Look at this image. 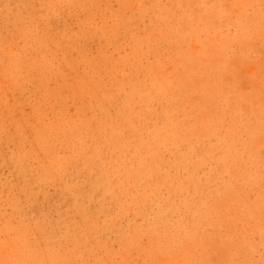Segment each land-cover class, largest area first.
Returning <instances> with one entry per match:
<instances>
[{
  "label": "rangeland",
  "instance_id": "1",
  "mask_svg": "<svg viewBox=\"0 0 264 264\" xmlns=\"http://www.w3.org/2000/svg\"><path fill=\"white\" fill-rule=\"evenodd\" d=\"M0 264H264V0H0Z\"/></svg>",
  "mask_w": 264,
  "mask_h": 264
}]
</instances>
